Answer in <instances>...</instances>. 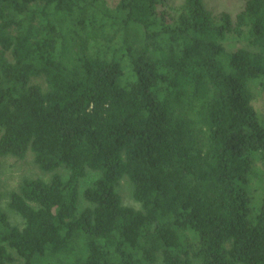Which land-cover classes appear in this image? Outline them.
<instances>
[{"label": "trees", "instance_id": "16d2710c", "mask_svg": "<svg viewBox=\"0 0 264 264\" xmlns=\"http://www.w3.org/2000/svg\"><path fill=\"white\" fill-rule=\"evenodd\" d=\"M237 1L0 0V159L50 177L0 191V264H264V0Z\"/></svg>", "mask_w": 264, "mask_h": 264}, {"label": "rangeland", "instance_id": "374dc122", "mask_svg": "<svg viewBox=\"0 0 264 264\" xmlns=\"http://www.w3.org/2000/svg\"><path fill=\"white\" fill-rule=\"evenodd\" d=\"M210 4L218 12L230 11L236 12L239 8L237 0H210ZM258 107L264 111V96L259 101ZM24 178H43L49 180L50 177L42 174L33 164L32 157L29 156L26 161H17L14 159H0V191L6 193L17 188ZM120 193L124 204L136 209L140 208L132 196V186L128 181L121 185ZM15 223L18 220L13 219Z\"/></svg>", "mask_w": 264, "mask_h": 264}]
</instances>
